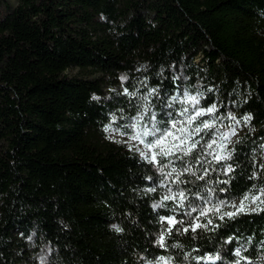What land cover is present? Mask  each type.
<instances>
[{
  "label": "trees",
  "instance_id": "1",
  "mask_svg": "<svg viewBox=\"0 0 264 264\" xmlns=\"http://www.w3.org/2000/svg\"><path fill=\"white\" fill-rule=\"evenodd\" d=\"M185 91L215 105L187 155L149 163L107 139L145 115L168 127ZM206 120L242 125L227 161ZM260 156L264 0H0V264H264V204L209 211L264 189ZM180 191L183 207L164 199ZM161 216L184 222L167 249Z\"/></svg>",
  "mask_w": 264,
  "mask_h": 264
},
{
  "label": "rangeland",
  "instance_id": "2",
  "mask_svg": "<svg viewBox=\"0 0 264 264\" xmlns=\"http://www.w3.org/2000/svg\"><path fill=\"white\" fill-rule=\"evenodd\" d=\"M8 1L10 3H12L13 5H15L17 3V0H8ZM66 74L69 76H79V77L91 76L89 73L79 71L78 69H69L66 71ZM97 76H99V75H97ZM188 95L189 96H195V95H191L189 93H188ZM197 98L199 100V97H197ZM181 100L183 102L184 109H188V111L184 112V114L181 115V113L183 112L184 109L179 110L178 111L179 116L177 117V119H175V118L170 119V121H169L170 125L168 127H163L162 123L160 121L153 119V118H149L148 115H145V116H141L142 117V122H141L142 128H147V129L151 130L153 128V125H155L156 128H158L160 130L168 129V130L172 131L173 133H175V136L180 137V139L184 141L185 147L189 143H195V136L198 133H196L194 131V129L197 128V123L201 122L202 119L204 118V116L207 114L197 116L196 119L194 121H192L191 123L188 122V118L193 116L196 110L206 109V108L201 107L200 100H199V103L195 106V108H193V106L190 103H187V96H185V95L182 96ZM170 117H171V115H170ZM173 122L176 123V128L171 127ZM206 122H209V121L206 120ZM133 123H135V119H133L130 124H133ZM209 124H210V127L214 126V129L216 131V139L213 140V141H215V143H213V141L209 142V144H211V147L207 146V154L210 155L211 157L215 158L216 161H218V162L227 161V159H224V157H228L230 147L232 146L234 141L238 138V136L241 134L242 125L241 124H238V125L232 124L229 127H225V126H218L215 124L212 125L210 122H209ZM180 128H184L187 131L184 133H181L178 131V129H180ZM107 129H109L108 131H105L107 139H109L113 142L119 143L121 145H124L127 149L137 153L138 155H140V151H147V149L144 148V145L139 144L137 141H133L130 138L131 135L134 134L133 129H130L128 127L127 132H123V131L118 130L114 127H108ZM201 130H202V128H201ZM233 130H234V134H233ZM189 133H191V135H189ZM224 134H228L226 138H225ZM145 139L146 140H152L153 137L149 136V137H146ZM172 142L180 143V140L174 141L173 137H168V139L165 141V144L170 146V144ZM155 151H159V150L156 149ZM175 153H181L182 154L183 152L174 151V154ZM149 156H151V153H149ZM171 156H167V157H171ZM217 157H221V158L217 159ZM163 158H166V157L158 155L156 157V160L159 162L160 159H163ZM259 161H260V170H259L258 176L263 178L264 177V157L260 156ZM247 196H248V200L244 201V203L247 205L245 211H256V210H258L260 208V206L262 205V203H260V201H263V194L261 193V191H258L255 193H250ZM255 196H259L260 199L257 200L255 203H253L252 198ZM242 200H243V198L236 200L230 204L216 203V204L212 205L213 207H211V209L209 211H212V213L217 214V215H224L227 212H237V208H238V206ZM233 204H235L237 207H232ZM258 205H259V208H257ZM217 208L219 209L218 211H217ZM32 259L34 261L36 259V257L33 256Z\"/></svg>",
  "mask_w": 264,
  "mask_h": 264
},
{
  "label": "snow or ice",
  "instance_id": "3",
  "mask_svg": "<svg viewBox=\"0 0 264 264\" xmlns=\"http://www.w3.org/2000/svg\"><path fill=\"white\" fill-rule=\"evenodd\" d=\"M125 92L127 93V90H125ZM185 96H187V103H190L193 108H195V106L199 103V100L197 98V96H189L187 91H185ZM94 99H96V97H93ZM146 99V98H145ZM175 99V98H173ZM215 110V105H212L211 107H208L207 109H198L195 111L194 115L188 118V122L191 123L192 121H194L196 119L197 116H201V115H205V114H212ZM188 109H184L183 112L181 113V115L184 114V112H187ZM155 118V115L153 114V119ZM232 119H235V117H232ZM244 119L250 120L251 117L250 116H246L244 117ZM142 117H136L135 118V123L128 125V127L130 129L134 130V134L131 135V139L133 141H137L139 144L144 145V148L147 149V151H140V155L144 158L147 159L149 161V163H156L158 164L159 162L156 160V157L159 156H171L174 154V151L176 152H183L185 155H187L193 148L196 147V143H189L186 147L184 146V141L180 139V137L175 136V133H173L172 131L165 129V130H160L158 128H156L155 125H153V128L151 130L147 129V128H142ZM172 128H176V123L173 122L171 125ZM203 127L204 128H208L210 127L209 122H203ZM109 129H105V131H108ZM179 132L184 133L187 130L184 128H180L178 129ZM194 131L196 133H199L201 131L200 127H197L194 129ZM233 134H234V130H233ZM189 135H191V133H189ZM225 138L227 137L228 134H224ZM152 136L153 139L152 140H146V137ZM168 137H173L174 141L175 140H180V143H175L172 142L169 145L165 144V141L168 139ZM198 143V142H197ZM213 143H215V141H213ZM208 147H211V144L208 145ZM156 149H158L159 151H155ZM139 150V149H138ZM149 153H151V156H149ZM221 157H217V159H220ZM230 158V155L228 157H224V159H228ZM231 166H229L228 171H231ZM160 171L163 172V168H160ZM176 169L173 168L172 172H175ZM168 175H171V173H168ZM179 175V174H178ZM202 178V177H201ZM224 183H227V181H224ZM154 189H149V191H153ZM261 193L264 194V189H261ZM179 199L181 201L180 203V207H183V203L182 201L184 200V193L182 191L178 192L177 194L173 195V196H168L166 195L164 197L165 200L167 199ZM259 196H255L252 198V202L255 203L257 200H259ZM248 200V196L245 195L243 197V200L241 201V203L239 204L238 208H237V212H227L224 215L228 216L229 218L237 215L240 212H244L247 205L244 203V201ZM221 203H225V202H221ZM260 203L264 204V201H260ZM161 204H154L153 207H161ZM232 207H237L235 204L232 205ZM257 208H259V205L257 206ZM219 209L217 208V211ZM174 211V209H173ZM192 211H195V209L193 208ZM190 215V214H189ZM201 215H205V213L202 211ZM221 219H223V216H221ZM160 220L162 222H166L168 227L164 230H162L160 232V234L157 237L156 243L159 245V247L163 248V249H167V244H166V240L165 237L170 234L173 231V227L176 224H180L183 225V221H177L175 216H169V217H164L161 216ZM209 223H211V221H209ZM115 227V226H114ZM201 227H207L206 225H201L199 223H192L190 225V229L192 232H196L198 228ZM116 231H121V229L119 227H116ZM184 232L189 231L188 227L183 228ZM227 242H231V241H227ZM173 247H179V245H172ZM236 256H240V250L237 249L235 252ZM185 260L188 259V256L186 255L184 257ZM194 259H205L204 257H199V258H195ZM207 259L211 260L213 259L212 257H207ZM215 259H219V257L217 256ZM148 264H171V257H165V256H159L155 262L153 261H149ZM236 264H239V261L236 262Z\"/></svg>",
  "mask_w": 264,
  "mask_h": 264
}]
</instances>
